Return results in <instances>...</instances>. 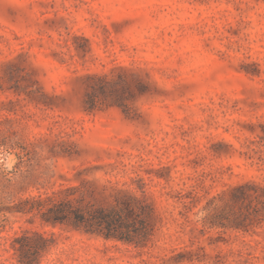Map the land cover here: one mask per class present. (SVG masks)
<instances>
[{
    "label": "rangeland",
    "instance_id": "rangeland-1",
    "mask_svg": "<svg viewBox=\"0 0 264 264\" xmlns=\"http://www.w3.org/2000/svg\"><path fill=\"white\" fill-rule=\"evenodd\" d=\"M0 264H264V0H0Z\"/></svg>",
    "mask_w": 264,
    "mask_h": 264
},
{
    "label": "trees",
    "instance_id": "trees-1",
    "mask_svg": "<svg viewBox=\"0 0 264 264\" xmlns=\"http://www.w3.org/2000/svg\"><path fill=\"white\" fill-rule=\"evenodd\" d=\"M97 212L94 213L90 210H82V209H76L74 214V223L77 226H84L85 228L89 229L90 227H93L94 225H101L105 224V231H103V234L105 237H118L119 239H125L128 240V236H125L122 234V232H114L112 230V225L117 221V216H115L114 210H105L103 208H97ZM59 218L57 219H63L60 218V216H57Z\"/></svg>",
    "mask_w": 264,
    "mask_h": 264
}]
</instances>
